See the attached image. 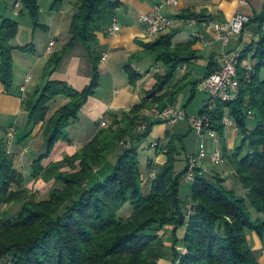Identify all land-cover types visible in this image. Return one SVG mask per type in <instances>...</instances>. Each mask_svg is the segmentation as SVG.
I'll use <instances>...</instances> for the list:
<instances>
[{"label":"trees","instance_id":"obj_1","mask_svg":"<svg viewBox=\"0 0 264 264\" xmlns=\"http://www.w3.org/2000/svg\"><path fill=\"white\" fill-rule=\"evenodd\" d=\"M62 1L55 5L60 6ZM39 2L23 0V13L34 21L36 30H47L40 23ZM120 7L118 1L79 0L71 39L62 50L54 52L45 69L47 83L24 100L29 128L43 124L47 151L35 162L33 177L54 186L48 199L38 201L29 195L23 173L15 168L5 145H0V207L13 203L21 206L15 217L0 216V264H159L170 254L161 235L167 226L186 227L182 245L187 251L177 252L176 239L174 264H260L248 233L264 240V11L246 27L255 26L260 41L248 45L242 55L243 63L250 57L257 61L256 74L247 78L241 66L238 98L231 102L219 100L213 110L204 105L199 115L208 117L209 129L218 133L224 158L231 160L240 184L248 191L246 197L231 189L222 177L211 178L199 170L190 198L184 199L181 185L188 165L178 172L180 159L174 139L154 148H167L168 161L157 171L151 192L144 193L140 151L142 145L149 144L156 123L144 118L143 113L156 106L163 109L175 105L190 78L181 75L180 68L201 57L194 48L196 41L174 43L173 32L152 43L140 41L143 50L133 54L125 67L131 86L137 88L143 75L134 67L136 63L151 58L163 65L165 73L156 74L157 82L143 102L121 116L113 115L112 123L99 128L78 152L45 165L58 143H70L72 123L101 85L102 57L97 35L113 24ZM201 18H207L206 14L182 15L185 20ZM18 31V23L12 20H6L0 28V80L8 92L15 79L11 41ZM79 45L85 48L93 68L91 81L83 89L53 78ZM21 50L33 53L35 47ZM218 69L211 63L205 78ZM199 85L192 86L189 103ZM58 96H66L69 103L48 120L49 103ZM249 112L256 122L253 130L249 129ZM226 116L242 136L233 155L225 142ZM143 123L147 130L139 131ZM123 144L127 146L121 150ZM117 153L118 160L110 169V158ZM14 186L20 189L14 190ZM189 200L194 208L191 216ZM129 208L131 215L125 218L122 212ZM252 210L260 217L255 219Z\"/></svg>","mask_w":264,"mask_h":264},{"label":"crops","instance_id":"obj_2","mask_svg":"<svg viewBox=\"0 0 264 264\" xmlns=\"http://www.w3.org/2000/svg\"><path fill=\"white\" fill-rule=\"evenodd\" d=\"M57 1L40 0V23L47 30H36L34 21L26 13H23V0H0V28L6 20H12L19 25L18 34L11 41L15 73L12 90L8 92L0 80V145L1 143L5 145L15 168L23 173L25 187L28 189L32 188L34 184L37 185L33 177L34 164L46 153L47 145L43 136V124L37 125L32 129L28 126L29 113L24 109L25 94L29 98L47 83L48 79H44L47 64L54 52L62 50L71 39V26L79 6V0H63L61 4H58L60 6L55 5ZM111 1L121 3V7L117 10L116 16L121 30L115 36L109 35L107 31L98 33L97 35V48L100 56L103 57L104 54H108V59L106 61L102 60L100 65L101 85L96 90L95 96L81 111L79 119L72 123L69 129L70 143H58L52 155L45 160V165L61 160L67 155H73L82 149L94 138L99 128H101L100 125L102 122H105L109 126L112 123L113 115L121 116L122 112L120 110L128 112L134 105L142 103L147 93L155 86L157 81L154 76L156 73L163 72L164 67L154 59H146L134 65L136 70L143 75V79L138 83L137 88L131 86L129 76L125 70L131 56L143 50L139 45L140 41L152 43L157 40L146 38L144 26L140 21L141 16L160 11L161 14L172 19H182V15L186 12L196 14L205 13L209 19L216 20L220 23H227L239 12L248 14L253 19L264 11V0H249L248 4H243V0H176L175 3L170 5L166 3L167 0ZM17 4L21 5L20 9L17 8ZM197 31L205 34V41L194 37V33ZM172 32L175 34L174 43L196 41L194 48L199 52L200 59H206L208 61V67L212 63L217 68H220L222 65L223 50L231 51L241 49L244 51L248 45L258 43L261 39V35L256 32L255 26L246 29L244 34L234 37L227 47L224 46L222 41L217 40L214 32L207 30L202 25L188 28L186 25L180 24L172 28L168 34ZM53 41L55 42L54 52L49 49ZM29 45H34L35 52H23L21 50L23 47ZM200 59L188 66L186 72L182 73L180 71L181 75H190L187 81L188 83H191L192 79L195 78L194 73H192V67ZM249 61L252 63L255 62L257 65V61H253L252 57L245 61V64ZM207 71L208 69L205 72V76ZM262 75L264 77V70ZM92 76L93 68L90 58L86 54L85 48L79 45L65 58L53 78L65 80L75 88L83 89L89 84ZM205 76L200 81L206 79ZM28 78H31V80L27 83L26 80ZM198 82L196 81L194 84ZM119 85H123L126 89L125 98L123 97L121 101L117 100L121 98L120 92L117 89ZM24 86L26 87V93L22 89ZM108 86L109 88H107ZM189 87L186 85L175 104L176 107L185 110L188 115L191 114L189 113V101L192 96V88L188 102L186 103L183 100H185L186 89ZM198 91H200L199 87L196 93ZM208 99L204 100L200 109L201 111ZM134 100L137 102L139 100V103H134L136 102ZM68 103L69 99L66 96H58L53 99L49 103L48 120ZM167 104L171 103L167 102ZM98 106H100V109H98ZM103 108L106 109L105 117L107 120L100 119L93 126L91 122L95 120L94 115L96 111L100 110L101 112ZM143 117L153 122V112L151 110L145 111ZM154 123L156 125L149 138V144L156 141L161 146H166L174 139L178 148V158L180 161H185L184 168L178 170L180 173L187 168L189 157L197 150L199 141L197 133L189 121H182L176 125L163 122ZM255 127L256 122L254 117L251 116L249 129L253 130ZM12 128L17 129V135L9 143L8 133ZM208 142L211 148L218 145L223 150L220 139L218 144L212 139H208ZM225 142L230 155H233L242 142V136L236 125L226 128ZM149 144L146 147L142 145L141 148L145 149L144 151H140L143 190L145 195H148L152 190L155 179L152 177V173L157 172L168 161L166 153L154 149ZM148 148L152 149L148 150ZM118 157L119 155H115L111 158L110 169L112 165L116 164ZM201 171L204 175L211 178L216 176L222 177L231 189L235 190L241 196H247L248 191L240 184L237 172L229 158H225L224 163L220 165L212 164L209 160H205L201 163ZM183 181L186 180L183 179ZM38 182L40 188L48 190L49 185L41 181ZM191 192L187 195L186 200L190 198ZM131 212L132 210L129 208L125 212L123 210L122 214L127 218L131 215ZM252 212L255 219L260 217L253 210ZM185 233L186 227L176 229L174 226H167L161 231V235L165 239V244L170 254L168 257L162 259L159 264H174L175 255L173 250L175 240L177 239L179 241L176 249H180L185 238ZM248 239L260 264H264V240L253 232L248 233Z\"/></svg>","mask_w":264,"mask_h":264},{"label":"built area","instance_id":"obj_3","mask_svg":"<svg viewBox=\"0 0 264 264\" xmlns=\"http://www.w3.org/2000/svg\"><path fill=\"white\" fill-rule=\"evenodd\" d=\"M176 0H167L168 5L175 3ZM243 4H248L249 0H243ZM17 8L20 9L21 5L17 4ZM252 17L245 13L235 14L227 23H220L216 20L209 18L201 19H172L164 16L157 11L152 14H146L141 16L140 21L144 26V33L146 38L155 39L160 35L169 32L172 28L184 24L188 28H194L198 25L204 26L207 30L214 32L217 40L223 42L224 46L227 47L230 41L241 35L247 25L251 22ZM121 30V26L116 19L113 24L107 29L109 35L115 36ZM194 37L205 41L206 36L202 32H195ZM55 42H51L50 51L54 52ZM243 50L236 49L231 51L223 50L222 52V65L213 73L211 76L206 78L203 83L199 86V90L209 95V99L205 102V105L209 110H213L216 106L217 101L231 102L238 98L241 89V83L239 80V69L244 67L246 69V77L252 78L256 74V66L251 61L247 64L242 62ZM108 59V54H104L102 57L103 61ZM187 65L184 64L180 71L182 73L187 71ZM31 80L28 78L27 83ZM23 92L26 93V87L24 86ZM25 98H27L25 94ZM252 115V112H249ZM154 120L156 122L169 123L171 125L177 124L182 121H189L193 126L195 132L198 135L199 141L197 150L194 154L189 157L188 160V171L185 176L187 182L195 183L197 178V172L201 170V163L205 160H209L212 164L220 165L224 163L223 150L215 145L213 149L210 147L208 139L214 140L218 144L219 136L215 130H210V121L206 116H192L190 117L185 110L177 107L169 106L163 110H157L154 114ZM224 125L226 128L234 126V121L226 116L224 119ZM101 128L107 127L105 122L101 123ZM146 125L142 126V130H146ZM17 135V129L12 128L8 133V142L11 143ZM159 146L158 142L152 144L153 148ZM164 153H167L165 150ZM155 176V173L153 174ZM193 204L188 206V215L191 216L193 213Z\"/></svg>","mask_w":264,"mask_h":264},{"label":"rangeland","instance_id":"obj_4","mask_svg":"<svg viewBox=\"0 0 264 264\" xmlns=\"http://www.w3.org/2000/svg\"><path fill=\"white\" fill-rule=\"evenodd\" d=\"M164 34H168V32H166V33H164ZM163 35V34H162ZM161 36V35H160ZM159 38V37H158ZM158 38H155V39H158ZM253 59V58H252ZM253 61H256V60H254L253 59ZM253 64H255V62L253 63ZM255 66H256V64H255ZM208 69V61L206 60V59H200V61L199 62H197L196 64H194L193 65V67H192V73H194V76H195V78H193L192 79V82L191 83H188L187 82V85L188 86H190L188 89H186V93H185V96H184V98H185V100H183L184 102H188V99H189V97H190V95H191V88H192V86L194 85V82H196V81H199L198 83L199 84H201V83H203V81L205 80H202V81H200V79H202L204 76H205V72H206V70ZM165 73V69H164V71L163 72H160V73H156V74H164ZM154 77H156V75L154 76ZM89 81H91V80H89ZM156 81H157V79H156ZM107 88H109V86L107 87ZM117 89L119 90V92H120V96H121V98L120 99H117L118 101H121L122 100V98L126 95V89L123 87V85H119L118 87H117ZM112 93V92H111ZM113 95V94H112ZM108 97H110V95H108ZM125 98V97H124ZM207 98H209V95L208 94H206V93H204V92H201V91H198L196 94H195V96H194V99L191 101V103H190V105H189V113H191V114H189V116L190 117H192V116H198L199 115V113H200V109H201V107H202V105H203V102H204V100L205 99H207ZM112 99H113V97H112ZM182 99V98H181ZM108 100V99H107ZM133 101V100H132ZM134 101H136V100H134ZM182 101V100H181ZM183 102V103H184ZM134 103H139V100H138V102L136 101V102H134ZM180 103H182V102H180ZM172 107H176L175 105H171ZM169 107V106H168ZM167 108V107H166ZM178 108V107H177ZM98 109H100V106H98ZM163 109H165V108H163ZM163 109H161V108H158V106H156L153 110H151L152 112H153V117H152V121L153 122H156L155 120H154V114H155V112L157 111V110H163ZM180 109V108H179ZM121 112H122V114L123 113H125V112H127V111H123V110H120ZM186 112V111H185ZM105 114H106V109L105 108H103L102 109V111L100 112V110H97L96 111V114L94 115V121L93 122H91V124L94 126V124H95V122H98V121H100V119H106V117H105ZM251 116H254V115H251ZM107 120V119H106ZM178 124V123H177ZM143 125H145L144 123L143 124H141V126L139 127V131H143L141 128H142V126ZM174 125H176V124H174ZM108 126V125H107ZM146 127H147V125H146ZM146 130H147V128H146ZM148 144H145V145H143V147L145 146H147ZM125 146H127V144L125 145V144H123V146L121 147V150H123V148L125 147ZM213 147V146H212ZM144 149L145 148H141V151H144ZM152 148H148V150H151ZM213 149V148H212ZM165 150H167V152H168V149L167 148H164L163 150H162V152H165ZM78 152V151H77ZM119 153H120V151H119ZM119 153H117V154H114L113 156H111V158L112 157H114L115 155L116 156H118L119 155ZM111 158H110V160H111ZM189 160V159H188ZM55 162V161H54ZM184 166H185V161H180L179 162V165H178V169L179 170H182L183 168H184ZM155 173V176H153V174ZM156 173L157 172H153L152 173V177L153 178H155L156 177ZM215 178V177H214ZM35 179V178H34ZM185 179V178H184ZM36 181L35 182H37V185H32V188H26L25 187V184H24V188H26L27 190H28V193H29V195H31V196H35L36 198H37V200L38 201H41V200H45V199H48V197H49V194H50V192H51V189H53L54 188V186L52 185V184H47V185H49V188H48V190H45L44 188H40L39 187V182L38 181H41L42 183H45V182H43L41 179H35ZM193 184L194 183H191V182H186V181H183V184L181 185V194H182V196H183V198L184 199H186L187 198V195H189L190 194V192H191V190H192V187H193ZM51 187V188H50ZM20 188L19 187H17V186H14V190H19ZM49 190H50V192H49ZM192 193V192H191ZM189 204H193V202L191 201V200H189V203L187 204V206H189ZM20 205H17V204H9V205H4V206H1L0 207V216L3 214V215H5V217L7 216V217H9V216H11V218H12V216L13 217H15L18 213H19V211H20ZM0 219H1V217H0ZM177 250V252H179V253H183V254H185L186 253V248L183 246V245H181V248L180 249H176Z\"/></svg>","mask_w":264,"mask_h":264}]
</instances>
